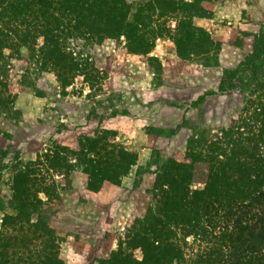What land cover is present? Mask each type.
<instances>
[{"label":"rangeland","instance_id":"1","mask_svg":"<svg viewBox=\"0 0 264 264\" xmlns=\"http://www.w3.org/2000/svg\"><path fill=\"white\" fill-rule=\"evenodd\" d=\"M130 1L139 6L150 0ZM170 1L166 8L149 9L145 30L153 44L147 52L135 51L125 34L80 36L72 27L61 34L67 57L78 65L68 78L42 52L37 56L25 45L20 53L5 47L9 55L0 59V231L5 214L13 212L15 171L58 153L59 162L68 163L45 170L43 186L52 200L40 192L47 200L42 212L63 238V264H100L121 241L127 243L133 220L156 205L157 153L164 160L186 159L196 132L214 136L217 126L237 125L239 116L248 122L246 131L258 128L254 114L264 105V88L251 94L245 82L258 74L264 84V0ZM43 43L40 37L37 49ZM253 54L256 64L248 68L245 61ZM107 142L108 151L117 144L132 152L134 163L93 192L83 168L89 161L102 166L106 157L111 161L100 148ZM90 143L95 149L79 152L78 159L64 152ZM124 251L128 258L143 257L141 247L126 245Z\"/></svg>","mask_w":264,"mask_h":264},{"label":"trees","instance_id":"2","mask_svg":"<svg viewBox=\"0 0 264 264\" xmlns=\"http://www.w3.org/2000/svg\"><path fill=\"white\" fill-rule=\"evenodd\" d=\"M170 2L150 0L137 6L130 0H0V59L9 55L5 47L20 53L25 45L59 65L63 78L73 76L78 65L67 57L60 40L71 27L80 36L125 34L135 51L147 52L153 44L145 30L152 16L149 9L166 8ZM40 37L44 43L37 49ZM256 56L247 57L248 68L256 64ZM250 75L245 85L252 94L264 84L258 82V74ZM255 116L259 124L253 131L244 129L248 122L239 116L237 125L217 126L220 131L214 136L205 130L196 132L198 136L189 139L186 159L172 155L164 160L157 153L154 163L159 168L152 184L156 205H148L133 220L127 243L121 241L119 250L100 264H264V105ZM89 145L78 150L67 147L64 152L78 159L79 152L95 149L93 143ZM103 145L102 153L110 154L111 161L106 157L103 166L89 161L83 168L91 177L88 186L93 192L134 163L132 152L117 144L108 151L109 142ZM50 156L47 153V161H30L15 171L13 212L5 214L0 231V264L64 263L63 238L45 219L42 207L47 200L39 194L43 191L52 200L49 187L43 186L45 170H57L68 162L61 164L58 153ZM123 163L126 168L120 170ZM196 182L202 186H195ZM126 245L141 247L143 257L128 258Z\"/></svg>","mask_w":264,"mask_h":264}]
</instances>
